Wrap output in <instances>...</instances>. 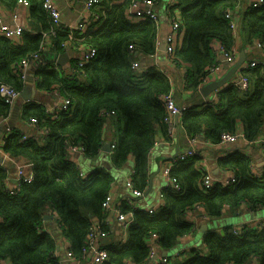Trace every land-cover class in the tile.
<instances>
[{"label": "trees", "instance_id": "obj_1", "mask_svg": "<svg viewBox=\"0 0 264 264\" xmlns=\"http://www.w3.org/2000/svg\"><path fill=\"white\" fill-rule=\"evenodd\" d=\"M2 1L15 9L19 5V0ZM29 1V23L39 27L40 32L32 34L24 30L22 44L0 35V83L20 92L26 82L17 71L18 64L35 54L41 55L46 48V36L53 38V49L59 52L65 42L72 41L70 34L75 31L56 30L44 0ZM108 1L104 0L102 5L108 6ZM239 1L174 0L168 6V18L175 17L177 11L182 14L178 20L184 41L177 48L173 62L191 65L190 87L198 89L217 63L210 46L213 40H219L227 51L235 49L236 37L227 13ZM132 2L111 3V8L99 20L103 21L101 28L87 37L86 43L97 48V56L86 65L78 66L82 74H65L46 66L38 69V88L58 90L72 103L59 119L53 120L42 103L27 102L21 116L40 128L50 129L47 128L49 133L44 143L33 137L24 139L25 133L19 129L5 139L6 153L24 155L32 161L34 179L31 183L22 182L20 189L11 193L5 186L6 170L0 166V263L8 260L12 264H60V258L55 255V239L39 230L48 208L56 215L57 225L69 240L70 248L76 256H81L92 216H105L103 203L114 176L99 168L82 177V170L70 159L68 149L70 145H77L87 157H100L105 143V112L115 110L119 125L110 153L112 164L120 168L130 156L134 158L132 184L136 190L144 191L149 185V155L158 129L168 141H173V136L168 134V110L163 99L172 92L170 78L161 70H138L132 64L140 53L146 57L156 53L159 25L150 18L132 22L126 15ZM94 12L101 14L103 9ZM242 23L244 41L251 43L257 39L264 48V4L248 7L243 12ZM258 61L253 70L245 71L250 80V88L244 92L246 96L237 88L229 87L219 91L218 105L208 102L201 109L193 106L184 110L181 123L190 137L204 134L211 144H219L222 134L235 131L241 120L247 139L259 138L264 124V60ZM11 110L12 105L0 96V117H8ZM199 158V155L191 156L173 164L170 177L181 189L165 187L164 203L156 212L150 214L122 203L123 212L133 213V221L124 243L106 239L104 247L108 249L109 259L103 264L147 262V239L152 232L158 234L161 249L173 248L181 236L195 229L194 223L185 218L193 207H204L212 219L221 217L226 207L236 210L248 203L256 210L264 206V174L258 177L252 173L251 160L244 153L236 151L219 161L222 168L236 175L237 181L228 185L215 183L207 191L200 186L205 171L197 167ZM105 230L110 232L112 226H106ZM253 258L264 264V229L244 227L241 233L235 234L232 226H227L222 230L208 229L202 246L191 249L184 261L170 260L167 264H248Z\"/></svg>", "mask_w": 264, "mask_h": 264}, {"label": "crops", "instance_id": "obj_2", "mask_svg": "<svg viewBox=\"0 0 264 264\" xmlns=\"http://www.w3.org/2000/svg\"><path fill=\"white\" fill-rule=\"evenodd\" d=\"M54 1L61 12V20L59 24H56V30H70L72 27L74 28V26H77L80 22L83 21L86 25V29L84 32H82L80 36L78 34V31L76 30L71 33L70 38L72 41L65 43L62 49L59 50V52L53 49V38L49 35L46 36L45 50L41 53V55L38 56V58L31 60L25 67V77H23V79L26 82V86L22 92H25L28 88L30 90L31 95L29 97H31V99L25 100L20 95V97L12 105L10 115L8 117L0 118V164L1 167H3L7 173V179L5 181L6 187H13L17 184V176L19 170H22L26 176L34 175V165L28 157L24 155L13 156L4 151L3 145L6 137L10 134V132L14 131L15 129H19L26 135L38 133L37 140L42 144L44 143V138L49 133L48 132L47 134H41L40 130L44 132V129L48 130L49 128H40L36 126L34 121H26L21 116L23 105L27 102L35 101L38 103H42L45 107H51L57 100L55 91L51 92L38 88V69L40 67L46 66L49 69L54 67L56 70L65 74H82L81 71L78 69V66L80 65L79 62L83 54L88 50L89 47H91L88 43H86L87 37L91 33L100 29L103 25V21H99L96 17H94V14L86 10V0ZM250 1L251 0H240L236 8L233 10L235 18L237 19V31H234V29L231 27L236 37V61H227L225 54L223 52H220V43L218 42L219 40H213L210 43V46L216 54L217 63L210 70L206 83L216 81L222 76H224L227 71L231 67H233L235 63L241 58L242 54L245 58L244 62H249L258 59L264 60V54L256 44L258 40L254 39L251 43L250 41L245 42L242 36L243 12L249 7ZM103 2L104 0L101 1V3L96 4L93 10H99L101 8L103 9V11L105 9L108 10L112 6L111 3L114 5L123 4L126 2V0H109L108 6L102 5ZM171 4H174V0H159L156 4V10L159 15V20L158 22L155 21V23L159 25L157 41L160 44L158 45V47L156 46V53L151 57H146L140 53L136 59V61L138 62V67L135 69H158L163 71L171 80L172 92L175 95L176 101L179 105L186 106V108L197 106L199 109H201L202 107H204L205 103H208L210 101V99H214L215 105H218L219 91L225 88L234 87L231 81L233 77H236L238 75V69L230 77L227 83L222 84L219 88L214 89L210 93H205L202 89L203 86L199 87L198 89H195L192 86L190 87L188 83V71L191 69V65L186 62L175 64L173 62V59L169 58L166 50L165 52L160 50L161 44L165 39L167 41L168 34L171 31V18H168L167 16V8ZM0 9L2 12V14L0 15V17L2 18V22L9 25H24L26 27L25 30H29V32H31L32 34L40 32L41 29H39V27H37L35 24L29 23V11L27 7L19 6L18 8H16L17 10L19 9L16 17H14L15 12H13L15 11V8L13 6L7 5L2 0H0ZM126 15L132 22H140L141 20H144H137L135 17H133V15L129 13V9L126 11ZM101 17H103V14L101 15ZM175 17L177 19H180L182 17L181 11H177ZM20 40L21 38L18 41L22 44L23 41L20 42ZM178 40L180 41V45H182L184 41L183 31H180ZM47 52H49V54L56 53V58L52 59L51 55L46 54ZM64 52L68 53L69 60H67L66 63L63 65L58 64L57 56ZM134 54L136 55L137 52H135ZM132 60H135V58ZM28 79H32L33 84L28 83ZM32 89H35V92H32ZM247 90H240L239 92H241L242 96H246L244 95V92ZM15 104H19L20 109L14 111ZM111 111L105 112L103 114L106 116L103 132L105 142H109L112 144L117 138L119 125L117 123L116 112L111 113ZM13 112H15L16 114V116L14 117ZM181 117L182 116H179V118H175L176 134L173 141H168L161 129H158L157 131L155 145L149 155V185L146 190L142 191V196H137L134 192L135 189L133 188L132 184V174L134 172V158L132 156L129 157L127 162L123 166H121L115 174L112 173L111 170H109L106 161L100 159L101 155L96 159H91L87 157L84 152L78 150L72 152V154L70 155V159L75 162L80 167V169L88 175L91 174L95 169L99 168L110 171L114 176V181L110 189V195L114 203H121L122 205L123 202L127 203L128 200H135L137 208L139 209L148 210L149 208H154L155 210H157L158 207L162 203H164L162 193L164 188L167 186V178L164 173L165 168L177 162L178 156L174 158V154L177 150L180 154L191 144L190 135L182 127ZM244 129L245 128L243 122L239 120L236 126V130L230 132L238 134L237 140L223 145L220 144L221 142L219 144H211L205 138L204 134H200L197 137L199 140L198 146L200 149V158L197 161L198 169L210 172L216 179V183H221L222 181H225V179H227L233 172L228 169L222 168L219 163L220 159L222 157L234 154L236 151H240L250 158L251 171H253L256 176L263 177L264 124L262 126L261 135L254 141H250L247 139ZM129 162L132 166L131 169H127L125 167V165L129 164ZM46 213L52 214L53 217L52 219H44L45 227L51 228L53 230L59 229L56 217L53 212L48 208L45 214ZM185 218L186 220L194 223L195 229L192 233L181 236L177 244L173 248L163 249L160 252L161 255H163V251L168 252V258L165 264H167L170 260L182 262L189 256V251L191 249L196 248L198 246L200 247V243L203 242L204 235V232H202L201 228L204 225H207L208 229H211V225L213 224V222H215L217 227L214 229L219 230H222L227 226H237L239 228H241L242 226H249L250 228H254V226L259 225L260 221L264 220V206L258 207L256 210H254L253 207L250 206L248 203L242 204L236 210H233L230 207H226V210L221 217L212 219L206 215L204 207L196 206L187 211ZM110 239H114L119 243H124L127 240V230L125 231L122 229V225L120 224L117 218H114L112 220V230L109 236L107 237V240ZM4 264L12 263L6 260ZM141 264L154 263L152 261L149 262L148 260L147 262H143ZM248 264L260 263L256 258H253Z\"/></svg>", "mask_w": 264, "mask_h": 264}, {"label": "built area", "instance_id": "obj_3", "mask_svg": "<svg viewBox=\"0 0 264 264\" xmlns=\"http://www.w3.org/2000/svg\"><path fill=\"white\" fill-rule=\"evenodd\" d=\"M102 0H86L85 1V7L86 10L89 11L90 13L94 14L98 20H100L102 17L101 15L105 14L106 10L105 9L101 15L98 14L97 12H94L93 8L96 4L101 3ZM159 0H133L130 8H129V13L133 15L137 20L145 19V18H150L156 22L159 20V15L156 10V4L158 3ZM264 4V0H251L249 3V7H260L261 5ZM19 6L27 7L29 11L30 7V1L29 0H19ZM17 7V8H18ZM44 7L53 20L55 24L60 23V18H61V12L60 9L57 7L56 3L54 0H44ZM19 10V9H18ZM18 10L15 9L14 17L17 16ZM29 13V12H28ZM2 14L1 9H0V15ZM228 17H229V24L230 26L234 29V31H237V19L235 18V14L233 10H228ZM29 17V15H28ZM171 20V31L168 34L167 38V49L166 52L168 53L169 58L174 59L175 52L177 48L180 46V41L178 40L180 31H181V25L179 20L176 17H173L170 19ZM71 28V27H70ZM73 28V27H72ZM71 28V29H72ZM26 29L24 25H9L4 22H2V18L0 17V34L2 36H5L11 40L18 41L21 38V35L23 31ZM86 29V25L83 22H80L77 26H74L72 30L78 31L79 36L84 32ZM88 29V28H87ZM217 41V40H216ZM219 44V49L220 52H223L225 54L226 60L227 61H232L236 59V50L234 49L233 51H227L224 45L218 41ZM67 43V42H65ZM64 43V44H65ZM160 43L157 41L156 46L158 47ZM257 46L262 50V53L264 54V48L262 45L259 43V41L256 42ZM133 50V46H130ZM97 55V48L94 46H91L88 48V50L83 54L79 64L86 65L89 63L91 60H93ZM38 58V55L35 54L32 59H23L19 64H18V72H20V75L22 77H25L24 70L25 67L28 65V63L33 60ZM236 61V60H235ZM234 61V62H235ZM260 63L258 60H252L249 62H243L240 67L238 68V75L236 77H233L232 79V84L234 87H236L239 90H247L250 88V80L248 75L245 74V71L248 70H253L257 64ZM134 68L138 67V62L135 60L132 62ZM262 74L264 76V63L262 67ZM207 80V79H206ZM206 80L204 81L203 84L200 85V87L204 86L206 83ZM54 92V91H53ZM55 94L57 96L56 102L53 104L51 107H45L46 112L48 116L55 120L59 119L60 115L62 112L67 111L70 108V105L72 103L71 99L63 96L58 90H55ZM21 92L18 91L16 88L13 86L6 84V83H0V96L4 98L8 103L13 105L16 100L20 97ZM164 102L166 105V108L168 110V117L166 118V122L168 125V134L170 136L175 137L176 134V125H175V118H179L181 114L186 110V106L179 105L176 101L175 96L172 94V92H169L168 94L164 95ZM211 105H215V100L210 99L209 101ZM111 113H115V110H112ZM1 118V117H0ZM48 130L44 129V132L40 130L41 134H46ZM38 133L35 134H24L23 138L27 137H33L37 139ZM238 138V134L234 133H224L222 134L221 138V145L227 144L230 142L236 141ZM198 138L196 137H190V145L188 148H186L184 151H182L178 155L179 160H186L189 157H193L196 155H200V149L198 146ZM115 146L114 143L111 144V150ZM78 150H83L82 147H79L77 145H70L69 146V154L71 155L72 152L78 151ZM1 166V164H0ZM173 165H169L165 168L164 173L167 178V186L166 187H172L176 190H180L181 187L179 183L175 182L171 177H170V170ZM253 173V171H252ZM254 174V173H253ZM255 175V174H254ZM82 177H86L87 174L85 172H81ZM34 179V175L26 176L22 170L18 171V176H17V184L13 187H6V189L11 192V193H16L20 189V184L22 182L25 183H31ZM237 181V177L234 173L230 174V176L225 179V181H222L221 184L223 185H228L230 183H234ZM216 183V179L213 177V175L210 172L205 171L204 172V177L202 179V182L200 186L204 191L209 190L214 184ZM135 195L137 196H142L143 192L139 190H134ZM163 197V193H162ZM127 204L133 209L137 208V204L135 200H128ZM103 208L105 211V216L104 218H99V217H93L91 218V224L89 227V232L87 234V239H86V244L82 248L81 256H76L74 251L70 248V242L69 240L61 233L60 229L53 230L51 228L45 227L44 223L43 226L39 229L40 231H46L49 233L53 239H55L56 242V252L55 255L60 258V264H103L106 260L109 259V252L108 249L104 247V244L107 237L109 236L110 232L106 231L105 228L106 226H112V220L114 218H117L120 224L122 225L123 230H127L130 223L133 221V213L130 212H123L121 203L116 204L113 202L112 197L110 193L107 195L104 203H103ZM147 213H154L156 212L154 208H149L148 210H145ZM54 214V213H53ZM55 215V214H54ZM56 217V215H55ZM244 227L247 226H242L241 228L237 226H232V230L235 234H239L242 232ZM247 228H250L249 226ZM258 231L264 229V220L259 222V225L254 226ZM158 239V234L156 232H152L148 239H147V244L149 246V256L148 260L149 262L152 261L154 264H165L167 261V256L161 255V249L159 247V244L157 242ZM6 260L2 261L0 264H4Z\"/></svg>", "mask_w": 264, "mask_h": 264}, {"label": "water", "instance_id": "obj_4", "mask_svg": "<svg viewBox=\"0 0 264 264\" xmlns=\"http://www.w3.org/2000/svg\"><path fill=\"white\" fill-rule=\"evenodd\" d=\"M166 47H167V41L166 39L163 41V43L161 44L160 46V50L161 51H164L166 50ZM46 54H49V52H47ZM52 56V59H55L56 58V53H51L49 54ZM69 60V56H68V53L67 52H64V53H61L59 54V56H57V63L58 64H65L66 61ZM245 58H244V55L242 54L241 58L235 63V65L233 67H231L227 73L222 76L220 79L216 80V81H211L209 83H206L204 86H203V91L205 93H210L211 91H213L214 89H217L219 88L222 84H225L228 82V80L230 79V77L235 73V71L240 67V65L244 62ZM28 83L30 84H33V80L31 79H28ZM32 92L34 91L35 92V89H32L31 90ZM31 94H30V90L27 88L25 92H22L21 96L25 99V100H29L31 99V97H29ZM20 109V106L19 104H15L14 105V111L15 110H18ZM16 116L15 112H13V117ZM179 128V126H178ZM111 152V143L109 142H105L103 147H102V154L101 156L103 155L104 157H108L109 156V153ZM174 158H176L178 155H179V151L177 150L176 153L174 154ZM53 215L52 214H49V213H46L44 215V219H52ZM255 217V216H254ZM202 232H205L208 230V226L207 225H204L202 228H201ZM163 255L164 256H167L168 255V252L167 251H163Z\"/></svg>", "mask_w": 264, "mask_h": 264}, {"label": "rangeland", "instance_id": "obj_5", "mask_svg": "<svg viewBox=\"0 0 264 264\" xmlns=\"http://www.w3.org/2000/svg\"><path fill=\"white\" fill-rule=\"evenodd\" d=\"M79 151H81V152H83V150H79ZM100 159H102V160H104V161H106V164H107V167L109 168V170H111V172L112 173H116L120 168H116V167H114L113 166V164H112V161H111V158L108 156V157H104L103 155L100 157ZM131 163L129 162V164H127V165H125V167L127 168V169H131V165H130ZM213 221H216V220H213ZM217 226H216V224H215V222H213V224L211 225V228H216ZM201 244V246H202V242L200 243Z\"/></svg>", "mask_w": 264, "mask_h": 264}]
</instances>
